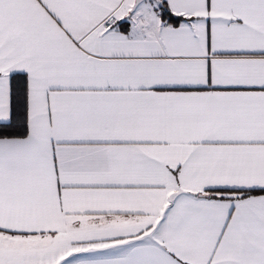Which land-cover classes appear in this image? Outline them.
<instances>
[{"label": "snow or ice", "instance_id": "6c2138e0", "mask_svg": "<svg viewBox=\"0 0 264 264\" xmlns=\"http://www.w3.org/2000/svg\"><path fill=\"white\" fill-rule=\"evenodd\" d=\"M0 264H264V0H0Z\"/></svg>", "mask_w": 264, "mask_h": 264}]
</instances>
